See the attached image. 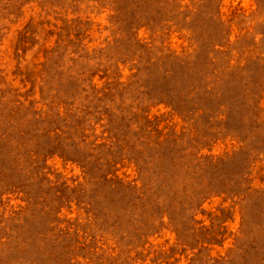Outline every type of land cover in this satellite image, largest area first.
I'll return each mask as SVG.
<instances>
[{
    "label": "rangeland",
    "instance_id": "1",
    "mask_svg": "<svg viewBox=\"0 0 264 264\" xmlns=\"http://www.w3.org/2000/svg\"><path fill=\"white\" fill-rule=\"evenodd\" d=\"M0 264H264V0H0Z\"/></svg>",
    "mask_w": 264,
    "mask_h": 264
}]
</instances>
